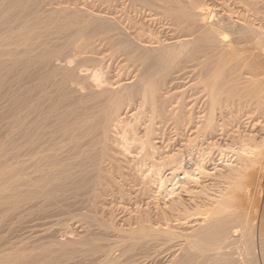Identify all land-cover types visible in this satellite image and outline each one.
Listing matches in <instances>:
<instances>
[{
    "label": "bare ground",
    "instance_id": "6f19581e",
    "mask_svg": "<svg viewBox=\"0 0 264 264\" xmlns=\"http://www.w3.org/2000/svg\"><path fill=\"white\" fill-rule=\"evenodd\" d=\"M0 264H264V0H0Z\"/></svg>",
    "mask_w": 264,
    "mask_h": 264
},
{
    "label": "rangeland",
    "instance_id": "374dc122",
    "mask_svg": "<svg viewBox=\"0 0 264 264\" xmlns=\"http://www.w3.org/2000/svg\"><path fill=\"white\" fill-rule=\"evenodd\" d=\"M102 49H103V50H102ZM109 49H110V47H109L108 45H107V48H106V47H105V48L102 47V48L100 49V53L98 52V53H96L95 55L98 56V57H102V56H104V55L106 56V54H108L107 52H110ZM102 52H103L104 54H103ZM99 54H100V55H99ZM102 54H103V55H102ZM261 121H262V120H261ZM256 122H257V121H256ZM168 128H170L169 125H168ZM165 129H166V131H167V132H166V135L174 136L173 138H172V137L170 138L169 136L166 137V138H169V139H168V140H169V144H172V143H173V142L170 143V140H171V141H174V142H176V143L180 140L179 138H178L179 140L176 139L177 137L175 138V135H174L173 133H171V131H173V130H171V128H170V133H169V134H167V133L169 132V129H167L166 127H165ZM258 134L261 135V134H262V131H260ZM260 135H259V136H260ZM174 138H175L176 140H178V141L174 140ZM164 139H165V138H164ZM172 139H173V140H172ZM166 140H167V139H166ZM166 140H165V141H166ZM180 142H181V141H179V143H180ZM176 143H173V144H176ZM179 143H177V144H178L177 146H179ZM165 144H167V146H169V145H168V141L165 142ZM173 144H172L171 146H173ZM180 144H181V143H180ZM216 152H217V151H214V155H215V157H214V155H213L214 159L216 158V154H217ZM215 153H216V154H215ZM218 156H219V155H217V158H218ZM216 160H217V159H216ZM210 168H212V167L210 166ZM125 187L128 188L129 186H125ZM129 188H130V187H129ZM129 188H128V189H129ZM116 190H117V189H116ZM136 190H137V188H136ZM130 191H133V192H134V193H132V195H134L135 192H136L135 189H134V190H131V189H130ZM136 194H137V192H136ZM136 194H135L134 196H136ZM132 195H131V196H132ZM134 196H133V197H134ZM110 198H112V197H110ZM125 198L127 199V197H125ZM125 198H120V199H118V200L124 199V200H121V201H124V202H125V201H126ZM131 199H133V198L131 197ZM131 199H129V201H126L125 204H123V205H127L128 202H130V201L133 202V200L136 199V200H134L135 203L133 202V203L135 204V206H136V204H137L138 201H139V200H137L138 198L135 197L133 200H131ZM109 200H110V201H114L113 198H112V200H111V199H109ZM118 200L115 199V203L112 202V203H114V204H112V203L107 204V205H108V206H107V210H108L109 207H113V205H114V206L116 205V206H118V208H111V210H110V208H109L110 213H112V210H114V212H115V210H117L116 212H118V214H119V215L117 214L118 216L116 215V212H115V213L113 212V213H114L115 216H117L120 220H123V219L125 218V220L123 221L124 223H126V224L124 225L125 228H126V226L129 225L131 222H132V224H135L137 219H136V220H133V219H135L136 214H134V211H133V213H132L131 210H133V209H135V208H137V207L133 206L134 204H131L132 202H131L130 204L128 203V204L130 205V207H133V209H131V208L129 207V205L126 206L127 208L124 206L126 209L130 208V209H128L129 211H126V209H124V207L122 208V206H120V205H122V202H121V201H118ZM127 200H128V199H127ZM117 201H118V202H117ZM108 202H109V201H107V203H108ZM119 202H121V204H119ZM124 202H123V203H124ZM136 202H137V203H136ZM111 204H112V205H111ZM109 205H111V206H109ZM116 206H115V207H116ZM137 206H138V205H137ZM121 209L124 210V212H123ZM59 210L61 211V213H60ZM120 210H121V211H120ZM135 210H136V209H135ZM53 211H54V212H53ZM53 211H52V212H53L54 214L51 213V212H49V214L51 213V215H52V216L54 215L55 218L57 217V215H58V216L60 215V217H57L56 219L61 218V216L63 217V214L65 213V212H64L62 209H60V208H59V209L56 208V209L53 210ZM57 211H59V212H57ZM119 211H120V213H119ZM130 211H131V212H130ZM107 212H108V211H107ZM128 212H130V213H129L130 215L126 214V213H128ZM56 213H59V214L55 215ZM108 213H109V212H108ZM110 213L108 214L109 216H110ZM122 213H124L125 216L127 215V217H128V216H131V215L133 214L132 221H130L131 218H128V219H129V220H128L127 217L123 216ZM135 213H136V211H135ZM108 215H107V216H108ZM120 215H121V216H120ZM54 216H53V217H54ZM107 216H106V219H111V218H110L111 216H110L109 218H107ZM120 217H121V218H120ZM123 217H124V218H123ZM131 217H132V216H131ZM55 218H54V219H55ZM114 218H115V219H114V223L116 222V224H117V221H118V223H119V225H118V226L116 225V227H119V226H120V228H121V224H123V223H122L119 219H117L116 217H114ZM116 219H117V220H116ZM126 219H127V220H126ZM125 221H127V222H125ZM129 221H130V223H129ZM134 221H135V222H134ZM120 222H121V223H120ZM128 223H129V224H128ZM124 226L122 225V228H124ZM127 227H129V226H127ZM108 233H109V232H108ZM109 234H110V233H109Z\"/></svg>",
    "mask_w": 264,
    "mask_h": 264
}]
</instances>
